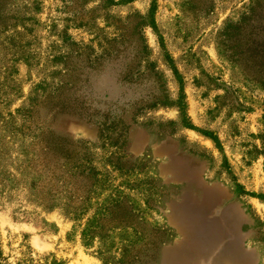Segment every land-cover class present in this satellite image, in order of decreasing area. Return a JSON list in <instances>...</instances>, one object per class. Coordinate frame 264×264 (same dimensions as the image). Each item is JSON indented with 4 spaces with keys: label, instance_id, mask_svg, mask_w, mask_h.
<instances>
[{
    "label": "rangeland",
    "instance_id": "obj_1",
    "mask_svg": "<svg viewBox=\"0 0 264 264\" xmlns=\"http://www.w3.org/2000/svg\"><path fill=\"white\" fill-rule=\"evenodd\" d=\"M64 1L11 4L0 264H264V0Z\"/></svg>",
    "mask_w": 264,
    "mask_h": 264
},
{
    "label": "trees",
    "instance_id": "obj_2",
    "mask_svg": "<svg viewBox=\"0 0 264 264\" xmlns=\"http://www.w3.org/2000/svg\"><path fill=\"white\" fill-rule=\"evenodd\" d=\"M65 13L71 12L72 16H66L64 19H72L78 23L79 21L80 13L76 12V6L73 4V0H65ZM12 0H0V103L5 102L9 97L12 96L11 91L8 90L7 87H10L12 89V27H16L20 24V21H18L14 14L12 12L11 8ZM82 16V15H81ZM59 36L63 39L64 42H67V46H70L67 52L63 53L61 56V60L63 62V65L66 69V78L63 79L62 83L57 87L59 88V95L60 100L62 102L68 100L71 101L68 105L67 101L65 104L66 108H72L75 109L74 106L78 105V103H87V99L83 97L82 94H79L76 92L77 88V82L80 80L78 77H75L74 74H72L70 71L75 72L76 63H75V53L73 48V43L71 42L70 37L67 34L66 28L61 29L59 32ZM77 53V52H76ZM263 53V54H262ZM262 54V57L264 55V42L258 43V45L255 46L254 55L258 58V71L264 73V59H260ZM64 74V75H65ZM74 88V89H73ZM72 89V90H70ZM61 93V94H60ZM70 137L65 136L64 142L66 145H69L70 147L66 148L65 150V159L68 164L71 166H74L75 162L79 157L77 158L76 155L73 157L74 149L72 148L73 144L77 143L78 139L75 138V140H70ZM91 169H87V173L90 172ZM76 209V208H75ZM82 240H84L87 243L86 235L91 236V231L85 229L81 233Z\"/></svg>",
    "mask_w": 264,
    "mask_h": 264
}]
</instances>
